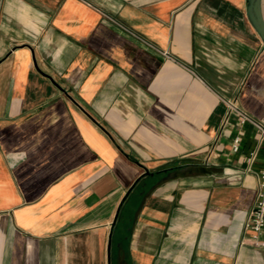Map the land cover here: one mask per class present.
<instances>
[{
    "label": "crops",
    "instance_id": "crops-1",
    "mask_svg": "<svg viewBox=\"0 0 264 264\" xmlns=\"http://www.w3.org/2000/svg\"><path fill=\"white\" fill-rule=\"evenodd\" d=\"M245 7L0 0V264H264V142L224 124L264 126Z\"/></svg>",
    "mask_w": 264,
    "mask_h": 264
},
{
    "label": "built area",
    "instance_id": "built-area-1",
    "mask_svg": "<svg viewBox=\"0 0 264 264\" xmlns=\"http://www.w3.org/2000/svg\"><path fill=\"white\" fill-rule=\"evenodd\" d=\"M227 111L224 119V124H228L229 119L232 116L236 117V123L239 127H243L246 124H250L255 129L259 136V147L264 142V126L255 120L251 119L246 113L242 112L234 103L226 102ZM241 144V137L237 135L232 140V150L237 152ZM259 150H253L248 155V162L252 163L255 161ZM261 161L262 169L256 174L257 188L255 192V198L253 205L247 215L244 222V229L249 230L253 233V239L255 242H259L260 245L264 246V148L262 149ZM262 237L263 240L259 238Z\"/></svg>",
    "mask_w": 264,
    "mask_h": 264
},
{
    "label": "water",
    "instance_id": "water-1",
    "mask_svg": "<svg viewBox=\"0 0 264 264\" xmlns=\"http://www.w3.org/2000/svg\"><path fill=\"white\" fill-rule=\"evenodd\" d=\"M264 0H245V15L264 50Z\"/></svg>",
    "mask_w": 264,
    "mask_h": 264
},
{
    "label": "rangeland",
    "instance_id": "rangeland-1",
    "mask_svg": "<svg viewBox=\"0 0 264 264\" xmlns=\"http://www.w3.org/2000/svg\"><path fill=\"white\" fill-rule=\"evenodd\" d=\"M263 6H264V1H263Z\"/></svg>",
    "mask_w": 264,
    "mask_h": 264
}]
</instances>
